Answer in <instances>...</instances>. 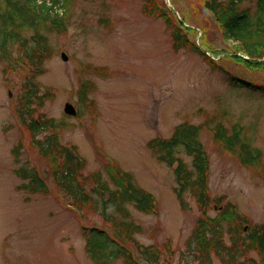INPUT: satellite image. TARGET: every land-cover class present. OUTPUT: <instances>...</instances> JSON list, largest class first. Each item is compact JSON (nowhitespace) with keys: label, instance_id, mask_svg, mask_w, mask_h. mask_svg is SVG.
<instances>
[{"label":"rangeland","instance_id":"1","mask_svg":"<svg viewBox=\"0 0 264 264\" xmlns=\"http://www.w3.org/2000/svg\"><path fill=\"white\" fill-rule=\"evenodd\" d=\"M202 1L162 0L194 30L189 38L220 69L192 51L175 52L163 19L143 14V0H72L66 30L47 34L53 54L36 78L40 91L49 95L35 117L62 122L63 128L53 132L86 160L84 174L100 171L107 178L106 168L119 166L153 194V213L129 209L142 227L135 239L158 250L161 264H185L184 243L198 211L188 195V209H181L173 168L158 162L146 143L168 138L180 123L199 124L218 116L225 125L243 126L262 152V161L252 168L241 166L209 131L201 133L209 195L234 204L251 224H264V94L233 87L228 80L235 76L263 85L264 68L240 59L243 52L223 37ZM257 1L241 0L240 7L254 11ZM11 52L13 59L15 48ZM12 66L0 61V264H94L84 250L81 228L99 226L101 220L87 210L77 212L53 184L48 163L15 114L27 64ZM83 85L90 88L81 99ZM67 102L76 116L64 113ZM180 157L189 164V158ZM21 167L38 171L48 192L19 190L22 180L16 169Z\"/></svg>","mask_w":264,"mask_h":264},{"label":"trees","instance_id":"2","mask_svg":"<svg viewBox=\"0 0 264 264\" xmlns=\"http://www.w3.org/2000/svg\"><path fill=\"white\" fill-rule=\"evenodd\" d=\"M52 9L62 7V15L53 14L37 0H0V61L27 64V76L22 82L15 114L31 136V144L49 165L53 184L68 198L77 212L89 211L101 220L99 226H83L84 250L94 264H161L160 252L135 239L142 232L131 215L135 211L150 214L157 208L155 197L138 186L132 173L122 168H106L107 178L100 171L84 174L87 162L74 146H63L57 133L62 122L35 117L48 98L38 87L36 78L44 72V63L53 54L47 34L61 33L69 21L72 0H49ZM241 0H203V7L222 30L225 39L236 43L247 65L264 68V0H258L254 11L240 7ZM142 12L154 19H163L175 52L189 50L198 54L212 68L216 63L199 45L189 38L194 30L177 19L162 0H143ZM12 48L17 56L12 59ZM17 63H13L14 61ZM7 69V68H6ZM233 87L246 88L264 94V84H252L229 76ZM83 85L79 95L85 98ZM211 133L212 140L234 155L245 168L262 161V152L252 144L241 124L225 125L218 116L199 124L183 122L174 127L168 138L154 137L146 147L154 158L173 168L174 193L181 209H188L185 198L193 199L198 216L185 240V264H264V224H251L236 206L223 197L212 198L208 190V157L201 142V133ZM51 131L42 138L38 135ZM53 132V133H52ZM15 152V151H14ZM190 159L189 164L180 155ZM107 167V165H106ZM22 180L18 189L27 193H44L48 188L34 168H18ZM28 200V199H26ZM214 209L215 214L209 212Z\"/></svg>","mask_w":264,"mask_h":264},{"label":"water","instance_id":"3","mask_svg":"<svg viewBox=\"0 0 264 264\" xmlns=\"http://www.w3.org/2000/svg\"><path fill=\"white\" fill-rule=\"evenodd\" d=\"M62 59L66 60L67 57L64 54H62ZM63 110H64V113H66L68 115H71V116L76 115V109L74 108V106L71 103H66L64 105Z\"/></svg>","mask_w":264,"mask_h":264}]
</instances>
